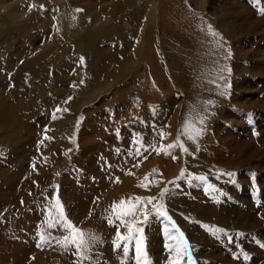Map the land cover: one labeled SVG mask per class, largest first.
I'll return each mask as SVG.
<instances>
[{"label":"rangeland","instance_id":"rangeland-1","mask_svg":"<svg viewBox=\"0 0 264 264\" xmlns=\"http://www.w3.org/2000/svg\"><path fill=\"white\" fill-rule=\"evenodd\" d=\"M26 1L32 2L27 4ZM48 2L55 4L53 14L40 18L34 15L36 4L33 0H0V264H89L88 260L78 261V257L73 254L74 248L66 250L55 240L37 246L38 232L55 237L67 234L59 226L49 229L44 224L45 210L50 208L54 196L77 228L86 233L94 231L102 239V244L94 248V253L101 254L99 259L105 261L104 264H121L123 251H113L112 241L118 229L123 231V223L116 220L111 203L109 206L102 202L104 207L100 206L120 179H131L132 174H163L162 166H167L173 174H180L181 169L186 170L189 159L198 160L194 167L200 166L198 155L211 121L217 135L216 143L221 146L217 149L220 163L237 162V157L245 152H253L252 156L257 152L264 155V0ZM146 4L148 9L144 7ZM53 17L59 30L69 33L67 40L58 41L55 45L62 51L60 57L65 64L60 70L52 68L50 61L53 58L52 51H49V42L53 37L50 27L55 24L51 19ZM110 25L115 26L117 34L107 38L103 30H107ZM209 25L212 32L218 35L210 33ZM140 34L148 38L149 44L144 46L149 51L146 49L145 55L148 64L135 61L133 57L132 47L141 38ZM87 42L91 46L86 55L88 63L92 65V77L91 71L86 75L74 76L79 62L70 47L75 43ZM39 53L45 57L38 63L40 66L35 72H48L40 77L35 73L21 74L19 69L30 68L32 58ZM148 54L151 57L149 59ZM129 62L137 70L132 82L127 80L128 76L115 75L120 88L110 90L94 87L100 85V80L108 75L112 67L123 69ZM152 63L157 69L154 68L156 74L153 73V78H149L147 65ZM88 87L95 89L94 98H83L87 105H84L82 112H77L72 109V105H68L69 97ZM167 94L170 95L169 99L166 98ZM57 108L60 111H56ZM144 109L155 113L154 117L147 118L144 125L135 124L137 127L131 128L132 120L138 115L134 112ZM61 117L70 119L67 136L70 152L76 155L73 159L63 154L60 143L52 141L55 124ZM171 121L175 127L170 144L176 141L179 131L181 142L188 152H182L177 147L165 156L163 151L157 153L150 146L160 148L163 145L164 139L161 140L159 133H170L173 126ZM186 121L192 128L203 129V134L195 142L186 138L183 130ZM136 134L140 155L135 154L138 145L132 143ZM47 147L50 155L61 165L59 168L47 169L44 162ZM145 148L149 150L145 151ZM164 160L171 162L169 164ZM256 160L249 158L246 161L244 158L237 167L228 170V174L234 177L245 174L250 184L260 174L254 165ZM190 174H200V170L191 168ZM194 181L193 186H188L186 192L179 195L183 204L178 216L171 213L172 204L166 197L163 202L171 220L177 221L181 227L182 222L189 224L190 220L195 230L202 233L204 226L201 227L200 221L194 219V206L202 207L203 201L208 208L211 203L213 209L225 212L226 209L218 206L216 200L210 202L208 195H205L206 184L201 183V180ZM161 188H165L162 183L149 184L148 189L154 192L149 197H156L159 201ZM252 191L253 209L259 214L257 210L261 201L255 196L254 186ZM133 195L141 197L143 194L135 190L127 196L126 204L130 197L135 198ZM238 201L244 203V199L239 198ZM214 202L218 203V207L212 204ZM187 205L190 206L185 210ZM91 207L95 211H91ZM151 207L147 206L149 210ZM255 211L252 219L256 231L249 232L244 226L242 228L245 230L240 227H219L215 224L218 219L203 223L208 227L224 229L228 241L235 244L229 250L215 247L218 251L214 250V254L220 251V254L226 255L224 259L214 260L215 264H227L228 259L233 257L230 251L234 248L237 250L236 264H239L242 254L247 252L250 256L259 257V262L264 261V234H259L264 231V221L258 220L259 215ZM261 212L264 214V210ZM228 216L233 217V214ZM125 218L141 221L134 227L143 230L149 258L154 264H167L169 255L174 256L175 253H170L164 247L165 242L174 243L164 237L169 233L165 231L168 226L161 223L165 218L153 214L146 223L140 213L136 217ZM109 219L114 221L112 225L108 223ZM257 229L260 231L257 232ZM183 233L189 241L185 230ZM214 236L211 235L209 241L215 239ZM133 255L134 251L130 247L129 264ZM92 259H97V256L93 255Z\"/></svg>","mask_w":264,"mask_h":264},{"label":"bare ground","instance_id":"bare-ground-1","mask_svg":"<svg viewBox=\"0 0 264 264\" xmlns=\"http://www.w3.org/2000/svg\"><path fill=\"white\" fill-rule=\"evenodd\" d=\"M35 1V4H36V8L34 9V15L37 16V17H44L43 15H45V17L47 16H51L53 14V11H54V3H50L48 2V0H33ZM140 1V0H139ZM163 1V0H162ZM27 2V1H26ZM29 2V1H28ZM27 2V4H28ZM32 2V1H31ZM29 2V3H31ZM137 4H139V2H137ZM152 4V3H151ZM34 5V4H33ZM41 5L43 7H41ZM58 5V4H57ZM56 5V6H57ZM150 5V4H149ZM147 4L144 6L146 7ZM152 6V5H151ZM147 9H148V6H147ZM32 10V9H31ZM56 10V9H55ZM150 10V8H149ZM148 10V11H149ZM7 11V10H6ZM156 11V10H155ZM31 14V13H30ZM113 14V13H112ZM32 15V14H31ZM112 16V15H111ZM44 17V18H45ZM136 18V17H135ZM35 19V17H34ZM38 19V18H37ZM49 19V18H48ZM52 19V22H54V17L51 18ZM40 19H38L39 21ZM148 20V19H147ZM106 21V20H105ZM146 21V19L144 20ZM114 22V21H113ZM148 21H146L145 23H147ZM37 23V21H36ZM39 23V22H38ZM40 23H43L40 22ZM55 24L51 25V29L53 31V37L51 39V41L49 42V44L51 45V48L49 51H52V54H53V58L50 59L51 61V67L54 68V67H57L58 70H60L61 68H63L65 66L64 62H63V58H61V54H62V51L58 48L55 47L56 43L59 41L61 42L62 40H67V38L69 37V33H64L62 31L59 30V26L56 24V22H54ZM109 23V22H108ZM39 25V24H38ZM42 25V24H40ZM44 25V24H43ZM105 26V25H104ZM107 26V25H106ZM105 26V27H106ZM41 28V27H40ZM121 28V27H120ZM156 28V27H155ZM128 29V28H126ZM94 30V29H93ZM148 31V30H147ZM95 32V30H94ZM149 32V31H148ZM55 33V34H54ZM117 34V29L115 28V26L113 25H110L109 28L107 30H103V34L107 37V38H112L113 36H116ZM142 34V33H141ZM140 34L141 38H138L137 40V43L135 45H133V49H134V60L135 61H138L140 60L141 63H147L146 62V57L145 55L147 54V51H148V48H145L144 46H147L149 43L147 41L148 38H143V36ZM149 34V33H148ZM150 38V36H149ZM153 38V36H152ZM156 38V37H155ZM84 41V40H83ZM82 41V42H83ZM145 41V42H144ZM154 41V40H153ZM63 42V41H62ZM79 43V42H78ZM69 45V44H68ZM156 45V44H155ZM152 46V45H151ZM60 47V46H59ZM144 47V48H143ZM44 48V47H43ZM71 50L73 51V54L76 55V58H78V66L76 68V70H74L75 73L74 76H78V75H86V74H89L90 72V76L92 77L91 73H92V70H90V67L92 66L90 63H88V59H87V55H86V51L88 49L91 48L90 44L87 42V43H80V44H73L71 45ZM145 50V52H143V50ZM147 49V51H146ZM63 50H65L63 48ZM67 50V48H66ZM45 52H46V49H45ZM149 52V51H148ZM42 53V51H41ZM37 54L35 55L31 62H32V65L30 66V68H28L27 70L24 69V68H21L19 69V71L21 72V74L23 73L24 74H28V75H31L33 73L36 74L37 77H40V75H44L45 73L43 72H35L36 70L39 69V66L38 63L40 64L41 61H43V58L45 57L44 54ZM145 53V54H143ZM154 54V53H153ZM64 56H65V53H64ZM153 56V55H152ZM81 57H83V63H81ZM148 59L151 58L149 57V54H148ZM154 57V56H153ZM138 58V59H137ZM133 59V58H132ZM157 61V59H156ZM96 62V59L93 60V64L95 66V63ZM149 62V61H148ZM148 64V63H147ZM165 64V63H164ZM152 63L151 65H147V70L149 71V78L154 76L155 71H154V68L157 69V66L154 65ZM163 66V65H162ZM116 67V65H115ZM124 68H114L112 67V70L108 72V75L106 74L104 76V78L100 80V85L99 86H94V87H102V88H107V89H112L113 90L115 89L114 87H118L120 88L121 85H117L116 81H117V78H114L115 75H122V77H129L127 78V80L129 79V82L134 79V74H135V71L136 70V66H133L132 64L129 63H126L124 66ZM94 71V70H93ZM154 73V74H153ZM144 74V72H143ZM103 75V74H102ZM72 76V75H71ZM141 76V75H140ZM159 76V75H158ZM80 77V76H79ZM75 78V77H74ZM24 80V79H23ZM78 80V79H77ZM154 81V80H153ZM93 82V81H92ZM89 83V82H88ZM122 84V83H121ZM131 84V83H130ZM85 85V84H83ZM90 85V83L88 84ZM81 86V85H80ZM93 86V85H92ZM128 86V84H127ZM122 87H124L122 85ZM130 87V86H129ZM80 88V87H79ZM83 88V87H82ZM128 88V87H127ZM122 90V89H121ZM120 90V91H121ZM79 91V89H78ZM94 91L95 89L94 88H84L83 91H79V94H76L74 96L71 97V99L68 101V105H72V109L76 110L77 112L81 111L85 108L84 105L86 106L87 105V101L83 102V98H87L88 100H92L94 98L93 94H94ZM124 91V90H123ZM126 92V91H125ZM172 94V93H171ZM129 95V94H127ZM132 95V94H131ZM169 94L166 95V98L169 99L170 98V95L168 96ZM117 98V97H116ZM154 101V100H153ZM81 103V104H79ZM135 104V103H134ZM137 106V105H136ZM150 106V105H149ZM61 107V106H60ZM138 107V106H137ZM83 108V109H82ZM153 108V107H152ZM225 108V107H224ZM62 109H65L64 107ZM137 110V109H136ZM140 110V109H139ZM64 111V110H63ZM76 112V113H77ZM135 114H138L137 116H135V119L132 120V123L130 126L131 128L135 126V124L137 126H139L140 124H143L147 118H150V117H154L153 113L151 110H148V109H144L142 111H136L134 112ZM67 115H70V112H67ZM73 116V115H72ZM69 117V116H68ZM68 117H61L60 120L57 121V123L55 124V127H54V137H53V142L55 141V143H60L63 148V154L69 156V158L71 157V159H73V157H75L76 155L75 154H72L70 152V146H69V141H68V136L69 135V128H70V119ZM116 121V120H115ZM60 124V125H58ZM126 124V123H125ZM170 124H172L173 126L171 127V131L170 133H167L165 135V138H164V142H163V145H168L170 144V136L172 134V129L173 127H175V125L173 124V122L171 121ZM214 124H215V121H214ZM144 125V124H143ZM135 126V127H137ZM218 129V128H217ZM170 130V129H169ZM214 125H213V121H211L208 125V131H207V135L204 137V141L202 142V146H201V153L200 155L197 156V158L200 159V166H195L194 167V164L196 165V163H198V160L196 159H192L189 161H187V168L185 170V176L180 180V181H177V184L179 185V187H176V186H173V185H169L167 182L168 181H171L173 180L176 176H178L179 174H173L172 171L169 172L167 166H162L163 167V174H159V175H156V176H153L152 174H132L131 175V179H120V181L118 182V187H114L112 188L111 190H109V194L107 193V196H106V200L105 201H101V204L103 202V204L105 205L106 203L109 205V203H111V205L113 204V202H116L117 206L119 207V202L120 200L123 198L124 200L127 199V196H129V194H131L132 192H134L135 190L137 192H141L143 195L141 197H149L151 195L154 194V192H152L151 190L148 189L149 187V184L151 183H162L165 185V187H168L170 189V193L167 194L165 197L168 201L171 202V208H172V212L173 215H177L178 216V212H180V206L183 204L182 201H181V195L182 193L186 192L185 188H187L188 186H193L195 181L196 180L194 177L195 176H204L205 177V180H201V183L203 184H206V187H205V191L207 192V194L205 195H208V197L210 198V202H213V200H216L217 202L215 203H212L214 206H217L216 204L221 205L220 207L222 209H226V212L225 211H222V210H216L215 208L213 209L212 206H211V203H210V206L212 208V210H210V206L209 208L206 206V204L203 203L202 201V207L200 206H194L195 207V212H192L198 221H200V226H204L203 229V234H205L204 232L210 234L211 235H214L213 234V231L211 230L212 227H205L207 226L206 224L204 225L203 223L206 222V221H209L210 219H218L216 220L217 222L215 224H217L219 227H231V228H235V229H238L237 227H240L241 230H245L244 228H242V226L246 227L247 228V231L251 232V231H256V228H254V221L252 219V217L255 215L254 214V207H253V204H252V200L254 198V194L252 191V187L254 186L255 190H256V194L255 196H257V198H260V205L258 206V212L259 214L255 211V213L257 215H259L257 218L258 220H262L264 221V214L261 212L262 210H264V155L261 153V152H257L256 154H254L253 156L251 155V153H248V152H245L244 155H239L237 158L239 159L237 162H234V161H231V162H226L224 164L220 163L219 162V159H220V154H218V147L221 148L220 145H217L216 143V140L215 138H217L216 136V132H214ZM113 131V130H112ZM168 132V131H167ZM110 133H112L110 131ZM214 138V139H213ZM219 140V139H218ZM212 141V142H211ZM264 145V144H263ZM213 147V148H212ZM48 148V147H47ZM46 153H45V157H46V160L44 161L45 164L47 165V169L50 168H59L61 165H59L56 161H55V158L53 156H51V152L49 150V148L47 150H45ZM262 152H264V149L262 150ZM199 153V152H198ZM79 154V152H78ZM250 154V156H249ZM169 155V154H168ZM167 156V155H165ZM94 157V156H93ZM191 157V156H190ZM246 159V161L249 160V158L251 159H257L255 162H254V165H256V168L259 170L260 174L257 175L256 179H253L250 184H249V180L247 178H245V174H237L236 177L232 175H229L228 174V170L232 169V168H235L239 165V162L242 160V159ZM165 159V158H164ZM100 160V159H99ZM258 160H260V162L258 163ZM67 162V161H66ZM73 162V161H71ZM164 162H168L170 164L171 160H164ZM163 162V163H164ZM78 163V162H77ZM62 164V163H61ZM221 165H224L225 168H227L226 170L221 166ZM50 166V167H49ZM191 168H196L197 170H200V174H190V171H191ZM200 168V169H198ZM140 171H144L143 169H141ZM210 171H212L213 173H211ZM137 173V172H136ZM107 174V173H106ZM192 177V178H190ZM248 177V176H247ZM130 178V177H129ZM101 179V178H100ZM216 179V181H215ZM215 182H214V181ZM159 181V182H158ZM141 183L147 185V187H141L139 186ZM185 185V186H183ZM208 185H211L212 187H208ZM100 186V185H99ZM102 186V185H101ZM156 187V185H155ZM107 188H110V187H107ZM181 188L184 189L183 192H181ZM162 189V188H161ZM220 192V190H222ZM37 190V189H36ZM139 190V191H138ZM41 191V190H40ZM44 192V190H42ZM103 191V187H102V190ZM250 191V192H249ZM107 192V191H105ZM104 192V193H105ZM152 192V193H151ZM101 193V192H100ZM103 193V194H104ZM46 194V193H45ZM135 194V193H134ZM138 194V193H136ZM203 194V193H202ZM253 198H252V196ZM35 196V195H34ZM45 196V195H44ZM138 195H133V197H137ZM48 197V196H47ZM101 197V196H100ZM206 197V196H205ZM239 198L241 200L244 199V203L242 202V204H240L241 202H239ZM262 198V199H261ZM39 198H37V201H38ZM42 199H46V198H43ZM41 199V200H42ZM98 199H101V198H98ZM103 199V197H102ZM104 200V199H103ZM204 200V199H203ZM48 201V200H47ZM99 201H97L98 203ZM185 202V201H184ZM209 202V201H208ZM26 203V202H25ZM44 203V202H43ZM100 203V202H99ZM207 203V202H206ZM96 204V203H95ZM100 205L101 207L103 206ZM197 204V203H196ZM199 204V203H198ZM262 204V205H261ZM207 205H209V203H207ZM240 205H242L240 207ZM256 205V204H254ZM29 206V205H28ZM93 206V205H92ZM96 206V205H95ZM94 206V207H95ZM99 206V207H100ZM110 206V205H109ZM190 206V205H189ZM187 205V208L185 210H188V207ZM217 206V207H218ZM97 207V206H96ZM98 207V208H99ZM100 207V209H101ZM104 207V206H103ZM92 208V207H91ZM106 208V206H105ZM149 208V207H148ZM192 208V207H191ZM190 208V210H191ZM112 209V208H111ZM194 209V208H192ZM95 211V209L92 208L91 211ZM107 211V210H106ZM99 212V211H98ZM95 213V212H94ZM97 213V212H96ZM233 214V217H229L228 215L229 214ZM100 214V212H99ZM93 215V214H92ZM97 215V214H95ZM20 217V216H19ZM22 218V217H21ZM91 218V217H90ZM20 219V218H19ZM92 219V218H91ZM126 219V218H124ZM179 219V218H178ZM94 219H92L93 221ZM128 220V219H126ZM91 221V220H90ZM129 223H132L133 221L132 220H128ZM163 226H168L167 227V232L171 233L172 235H176V233L172 230V228L170 227V224L168 223V221L166 219H164L162 222ZM183 224L182 227L184 228V230L186 231V234L187 236L190 238L189 236V233H188V227L185 226L184 224H187L189 225L188 223H185V222H182ZM207 223V222H206ZM208 224V223H207ZM135 225V224H134ZM133 225V226H134ZM191 225V224H190ZM213 226V225H212ZM57 228V227H56ZM190 228V227H189ZM195 228V227H194ZM192 228V229H194ZM95 229V228H94ZM93 229V230H94ZM206 229V230H205ZM195 230V229H194ZM201 230V229H200ZM260 231L257 229V232ZM92 233H96L94 231H91ZM166 232V233H167ZM197 232V230H195V233ZM127 233V228L125 226V224H123V231L121 232V234H126ZM198 233V232H197ZM196 233V234H197ZM200 233V234H202ZM199 234V236H200ZM259 234H264V231L262 233L259 232ZM166 235V234H165ZM220 235L222 236H225L223 233H221ZM195 236H198V235H195ZM204 236V235H203ZM206 236V234H205ZM204 236V237H205ZM166 237V236H164ZM213 237V236H212ZM197 237H195L196 239ZM201 238V237H199ZM220 238V237H219ZM222 238V237H221ZM226 238V237H224ZM207 239V237H206ZM166 240V239H165ZM197 240V239H196ZM203 240V243L205 241V239H202ZM229 239H227L228 241ZM209 241V239H208ZM192 246H193V255H194V258L197 262H199V264H208L210 263L207 259V255L204 254V251L201 249V248H195V245L192 241V239L190 238V240L188 241ZM201 242V241H200ZM166 243V242H165ZM206 244V243H204ZM100 244H97L96 247H99ZM199 246V245H198ZM206 246V245H205ZM57 247V246H56ZM95 247V248H96ZM147 247V246H145ZM148 248V247H147ZM146 248V250H147ZM209 249V248H208ZM149 250V248H148ZM57 251V250H56ZM207 251V250H206ZM212 252V251H211ZM249 253V252H247ZM47 254V253H46ZM45 254V255H46ZM50 254V253H49ZM44 255V256H45ZM250 256V254H248ZM48 256V255H47ZM107 256V255H106ZM114 257V256H112ZM110 258V257H109ZM167 258V257H166ZM106 259V258H104ZM108 259V258H107ZM111 259V258H110ZM114 260V259H113ZM168 261V259H167ZM166 261V263H167ZM260 259L259 257L257 256H250V259L248 261H245L242 257V259H240V262L239 264H264V261L263 262H259ZM105 263V261H104ZM238 263V262H237Z\"/></svg>","mask_w":264,"mask_h":264},{"label":"snow or ice","instance_id":"snow-or-ice-1","mask_svg":"<svg viewBox=\"0 0 264 264\" xmlns=\"http://www.w3.org/2000/svg\"><path fill=\"white\" fill-rule=\"evenodd\" d=\"M41 7H43L41 5ZM76 11H81L77 9ZM209 31L212 35H218L215 32H212L211 25L208 26ZM231 54V53H229ZM81 63H83V57H81ZM230 71V70H229ZM71 99V97H69ZM65 111L67 109H64ZM56 111H60L59 108ZM53 118L55 119V114H53ZM200 123H203V119L201 118ZM191 128V132L189 129ZM186 138L188 140H192L193 142L203 134V129L201 127L192 128L191 125L186 121L183 127ZM47 131V129H46ZM117 135L119 136V130H117ZM161 140L165 138V133L161 131L159 133ZM133 144H137L136 155H140V146L138 140V134L133 137ZM179 147L182 152H188V149L185 147V144L181 142L180 132L177 133V139L171 144L161 145L160 148H155L154 145L150 146L152 150L163 151L165 155H168L171 150ZM148 151V148L144 149ZM199 150V148H197ZM117 151H119L117 149ZM131 154V153H130ZM175 159V157H173ZM155 171V170H153ZM130 174V173H129ZM229 175H232L229 173ZM185 176V170L181 169V172L178 176H176L173 180L168 181L169 185H173L179 187L177 181H180ZM192 178V177H190ZM196 180H205L204 176H195ZM118 182V178H117ZM139 186L147 187V185L141 183ZM208 187H212L208 185ZM170 193V189L165 187L161 189L159 192L160 200L157 201L156 197H135L129 198L126 204L125 200L122 198L119 202V207L116 202L112 204V211L115 214L116 220H119L121 223L125 224L127 228V234H121L119 229L117 230L116 236L112 241L113 251L122 249L123 257L121 258V264H129V252L130 247L134 251V255L131 258V264H154V262L149 258V254L146 250L144 244V238L142 236V228L134 227V224L140 223L139 220H133L132 223H129L128 220L124 219L125 217H136L138 213L143 215V222H147L150 215H156L162 218L171 221V217L168 216L167 211L165 210L164 198L167 194ZM154 201H156L154 203ZM23 203V202H22ZM148 205H151V209L147 208ZM46 217L44 220V224L47 225L49 229L56 228L59 226L63 229L67 234L62 237L51 236L50 234H45L38 232V242L37 246L40 247L44 243H48L50 240H55L57 244H59L64 249L74 248V255L78 257V261L88 260L89 264H104L99 259L100 253H94V248L97 244H102V239L95 235L94 233H86L83 230L77 228L66 216L63 205L60 203L57 197L52 198V204L49 209H46ZM108 223L112 225L114 221L112 219L108 220ZM208 227V226H205ZM172 230L176 233V235H172L168 233L166 236L167 240L174 241V243H165L164 247L170 253L174 252L175 255H169L167 264H199L194 258L193 255V246L188 242L185 238L184 233L179 231L176 227L175 223H171ZM214 235H220L223 233L227 235V232L224 229L219 227H213L211 229ZM167 232V229H165ZM97 256V259L93 260L92 256ZM243 259L248 261L250 256L247 253L242 254Z\"/></svg>","mask_w":264,"mask_h":264},{"label":"crops","instance_id":"crops-1","mask_svg":"<svg viewBox=\"0 0 264 264\" xmlns=\"http://www.w3.org/2000/svg\"><path fill=\"white\" fill-rule=\"evenodd\" d=\"M171 221L175 223V225L179 229V231L184 232V230L182 229V227L180 226V224L177 221H175V220H171ZM171 221H170V224H171ZM189 222H190L189 224H191L190 228L187 225L184 224L185 226L188 227L187 230H188L189 236L192 239V241H193V243L195 245V248L197 247L199 249V248L202 247L201 249L204 251V254L207 255L206 257L208 258V261L210 262V264H215L214 260H216V259H220L221 260V258H223V259L226 258V255L223 256V254H220V251L217 254H214V250L218 251L217 249H215V247L221 246L223 250L225 248L226 249L228 248V250H229L231 248V246H235V244H233V242L227 241L228 237L222 236V235H216V236H214L215 239H211L210 241H208V238L210 236H208V237L207 236H205V237L204 236H202V237L199 236L200 233L198 231H197L198 233L196 232L197 234L195 233V230H194L195 226H192L193 222H191L190 220H189ZM192 228H194V229H192ZM195 235H198V236H195ZM195 237H197L196 238L197 240L195 239ZM199 237H201V239ZM206 237H207V239H206ZM224 237H226V238H224ZM202 239H205L204 243H206V244L203 243ZM215 241H216V244H215ZM212 249H213V251H212ZM236 251L237 250L235 248L232 251H230V255H232L233 257L228 259V263L227 264H236V256H237V252Z\"/></svg>","mask_w":264,"mask_h":264}]
</instances>
